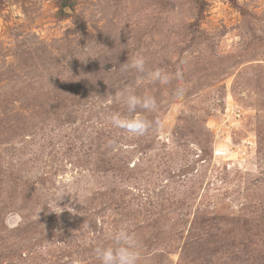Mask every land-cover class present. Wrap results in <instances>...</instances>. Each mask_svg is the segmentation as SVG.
Returning <instances> with one entry per match:
<instances>
[{
  "label": "rangeland",
  "instance_id": "1",
  "mask_svg": "<svg viewBox=\"0 0 264 264\" xmlns=\"http://www.w3.org/2000/svg\"><path fill=\"white\" fill-rule=\"evenodd\" d=\"M121 225L143 264H264V0H0V264H99Z\"/></svg>",
  "mask_w": 264,
  "mask_h": 264
},
{
  "label": "clouds",
  "instance_id": "2",
  "mask_svg": "<svg viewBox=\"0 0 264 264\" xmlns=\"http://www.w3.org/2000/svg\"><path fill=\"white\" fill-rule=\"evenodd\" d=\"M126 68L134 69L138 73L147 72V77L152 82H159L161 85H168L173 79L183 78L181 70L176 73H168L162 68L154 70L146 69V57L137 53L130 61L124 63ZM178 94L183 95V90L178 89ZM120 100L127 108V115L119 112L107 116L110 124L130 136H143L152 127V121L146 115L157 109V100L150 94L138 95L131 86L115 92L114 95H107L109 103ZM109 241L105 245L97 246L94 249L99 264H143L141 243L136 234L126 225L112 229L107 235Z\"/></svg>",
  "mask_w": 264,
  "mask_h": 264
},
{
  "label": "trees",
  "instance_id": "3",
  "mask_svg": "<svg viewBox=\"0 0 264 264\" xmlns=\"http://www.w3.org/2000/svg\"><path fill=\"white\" fill-rule=\"evenodd\" d=\"M64 7H65V4H64Z\"/></svg>",
  "mask_w": 264,
  "mask_h": 264
}]
</instances>
